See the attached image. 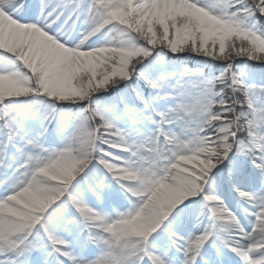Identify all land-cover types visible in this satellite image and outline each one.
I'll use <instances>...</instances> for the list:
<instances>
[{
	"label": "snow or ice",
	"instance_id": "snow-or-ice-1",
	"mask_svg": "<svg viewBox=\"0 0 264 264\" xmlns=\"http://www.w3.org/2000/svg\"><path fill=\"white\" fill-rule=\"evenodd\" d=\"M0 264H264V0H0Z\"/></svg>",
	"mask_w": 264,
	"mask_h": 264
}]
</instances>
